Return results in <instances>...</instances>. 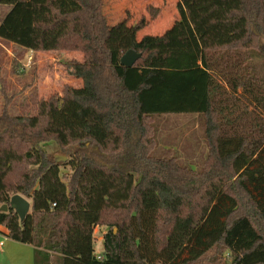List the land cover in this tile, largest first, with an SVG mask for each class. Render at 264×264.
Returning a JSON list of instances; mask_svg holds the SVG:
<instances>
[{
    "label": "trees",
    "instance_id": "trees-1",
    "mask_svg": "<svg viewBox=\"0 0 264 264\" xmlns=\"http://www.w3.org/2000/svg\"><path fill=\"white\" fill-rule=\"evenodd\" d=\"M179 2L200 62L176 67L162 57L147 67L141 63L169 50L171 30L138 40L141 19L117 48L105 0H0L10 7L0 38L86 54L85 87L73 89L72 101L89 109L105 143L119 133L107 150L67 120L55 127L37 115L0 114V225L35 247V264H52L54 254L59 264H193L213 249L217 263L264 264V77L253 30L264 31V0ZM131 48L142 57L124 66ZM164 114L205 117L210 152L196 174L151 156L153 118ZM51 140L68 150L66 163L47 155L42 144ZM15 194L31 200L24 220L2 210ZM104 223L111 228L97 254L94 230Z\"/></svg>",
    "mask_w": 264,
    "mask_h": 264
},
{
    "label": "rangeland",
    "instance_id": "rangeland-1",
    "mask_svg": "<svg viewBox=\"0 0 264 264\" xmlns=\"http://www.w3.org/2000/svg\"><path fill=\"white\" fill-rule=\"evenodd\" d=\"M104 9L111 23L117 27L111 41L112 47H126L130 41L131 27L141 19H144V28L137 33L138 40L146 34L153 37L169 36L167 32L172 31L173 35L170 37L173 36V39L167 53L162 54L164 48L160 49L158 58L144 61L142 66H161L162 57L166 63L177 65L176 67L200 62V43L186 21L179 0H105ZM9 10L8 5H0V23ZM253 30L258 34L262 48L254 49L255 62L259 64V71L264 77V31L256 30L254 25ZM85 60L86 54L80 50L34 51L0 39V114L6 110L12 115H37L44 118L45 124L52 123L55 127L60 126L59 119L67 120L77 124L73 125V129H78L75 131L78 132L77 135L93 131L96 137L101 138L100 141L104 144L101 146L111 150L117 134L119 135L118 131L114 130L116 133H112L105 143L103 134L100 133L102 126L93 124L86 116L89 109L75 105L72 101L73 89L80 90L85 87V72H82ZM153 125L155 144L151 156L174 159L182 169L193 174L203 169L210 152L203 115H157L153 118ZM67 133L74 137L69 131ZM42 146L53 161L58 159L60 164H64L69 160L68 150L58 145L55 140ZM70 169V166L63 167L62 172H70ZM110 218L111 214L107 211L105 219ZM110 228L111 225L105 223L95 228L94 243L97 254L103 251L104 235ZM113 228L118 233V227ZM0 238L7 245L9 242L17 245L6 250L9 257L7 264H35L33 245L15 242L1 234ZM216 254L217 251L213 249L193 264H221L216 262ZM1 258L0 264L3 263ZM229 258L226 253L225 259ZM52 264H59L56 254Z\"/></svg>",
    "mask_w": 264,
    "mask_h": 264
},
{
    "label": "water",
    "instance_id": "water-1",
    "mask_svg": "<svg viewBox=\"0 0 264 264\" xmlns=\"http://www.w3.org/2000/svg\"><path fill=\"white\" fill-rule=\"evenodd\" d=\"M141 57L142 53L131 48L122 55L121 63L124 66L132 67ZM9 207L18 213L21 220H24L31 210V202L23 195L15 194L12 196L10 204H4L2 206V210L7 211Z\"/></svg>",
    "mask_w": 264,
    "mask_h": 264
},
{
    "label": "crops",
    "instance_id": "crops-1",
    "mask_svg": "<svg viewBox=\"0 0 264 264\" xmlns=\"http://www.w3.org/2000/svg\"><path fill=\"white\" fill-rule=\"evenodd\" d=\"M0 39H2V38H0ZM0 234L8 237L7 236V229L3 225H0ZM15 242H17V241H15ZM27 245H31V244H27ZM14 246H17V245H14V243H10V242L7 245V242H5L3 239L0 238V257H2L1 258L3 261L2 264H7V262H8L9 257H8V253L6 250H11V248L12 247L14 248ZM6 247H7V249H6ZM5 261H6V263H5Z\"/></svg>",
    "mask_w": 264,
    "mask_h": 264
},
{
    "label": "built area",
    "instance_id": "built-area-1",
    "mask_svg": "<svg viewBox=\"0 0 264 264\" xmlns=\"http://www.w3.org/2000/svg\"><path fill=\"white\" fill-rule=\"evenodd\" d=\"M100 254V253H99ZM100 257V256H99Z\"/></svg>",
    "mask_w": 264,
    "mask_h": 264
}]
</instances>
